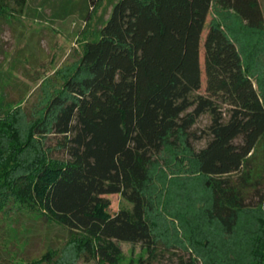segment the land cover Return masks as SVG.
Listing matches in <instances>:
<instances>
[{"label": "trees", "instance_id": "16d2710c", "mask_svg": "<svg viewBox=\"0 0 264 264\" xmlns=\"http://www.w3.org/2000/svg\"><path fill=\"white\" fill-rule=\"evenodd\" d=\"M102 1L84 0L91 9ZM106 1L108 18L86 40L73 74L26 137L13 113L0 119V200L12 197L79 234L81 254L99 264H119L118 242L141 243L147 257L138 264H153L158 242L144 189L154 158L167 145L181 141L204 179L208 222L230 235L248 208L245 176L239 185L231 176L243 173L259 143L264 153V97L224 26L210 15L214 9L231 13L252 33L264 30V15L258 0ZM25 5L0 0V17ZM204 114L209 139L194 151L191 128ZM36 133L58 137L56 144L40 147ZM54 150L67 158H49ZM29 151L33 155L24 157ZM109 194L121 195L131 210L111 215ZM250 256L247 264H264V243ZM32 264L53 262L46 253Z\"/></svg>", "mask_w": 264, "mask_h": 264}, {"label": "rangeland", "instance_id": "374dc122", "mask_svg": "<svg viewBox=\"0 0 264 264\" xmlns=\"http://www.w3.org/2000/svg\"><path fill=\"white\" fill-rule=\"evenodd\" d=\"M264 15V0H258ZM103 0L91 9L84 0H26L21 12L0 17V119L9 113L17 118L20 136L40 120L49 101L57 95L79 64L86 40L96 35L100 22L108 18L110 6ZM10 7L15 8L11 2ZM90 18L86 21L85 17ZM210 18L224 26L235 43L254 88L264 97V30L247 31L231 13L213 10ZM210 19L208 18V21ZM206 31L202 34L205 37ZM202 43V41H201ZM202 44L200 66L202 68ZM204 89V76L202 87ZM225 108H222L223 112ZM36 121V122H37ZM210 117L204 114L191 128V149L198 151L209 139ZM34 142L52 148L58 137H42ZM259 143L243 173L231 176L235 184L245 176V203L236 226L225 235L204 212L210 192L198 175L187 149L176 142L167 145L154 158L144 189L151 203L147 216L158 242V257L153 264H177L178 259L196 264H247L254 246L264 243V153ZM26 152L24 157L32 156ZM49 158L65 159L54 150ZM108 212L130 211L132 204L119 194L105 195ZM80 236L22 207L12 197L0 200V264H32L46 253L53 264H99L78 247ZM119 264H138L147 257L141 243L118 242Z\"/></svg>", "mask_w": 264, "mask_h": 264}]
</instances>
